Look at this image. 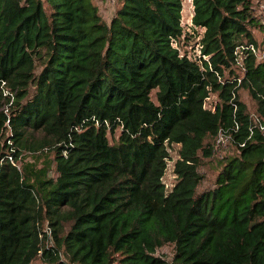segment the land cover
<instances>
[{
	"label": "trees",
	"instance_id": "obj_1",
	"mask_svg": "<svg viewBox=\"0 0 264 264\" xmlns=\"http://www.w3.org/2000/svg\"><path fill=\"white\" fill-rule=\"evenodd\" d=\"M260 2L191 0L187 34L183 0H0V264H264V60L234 55Z\"/></svg>",
	"mask_w": 264,
	"mask_h": 264
},
{
	"label": "rangeland",
	"instance_id": "obj_2",
	"mask_svg": "<svg viewBox=\"0 0 264 264\" xmlns=\"http://www.w3.org/2000/svg\"><path fill=\"white\" fill-rule=\"evenodd\" d=\"M113 8H108L105 10V13H103L104 18L106 20L109 19V15L112 12ZM115 9V8H114ZM192 14V5H191V0H183V10H182V25L184 27L185 33L189 34L190 33V16ZM255 30V41L258 45V51H259V56H258V61H263L264 60V31L256 28ZM194 44V41L188 42V45H185L182 43V48L181 52L186 51L190 56L194 57L196 56L195 50H193L192 45ZM237 73L242 77V73L240 71H237ZM238 97L239 100L245 104L247 113L251 117L252 121L254 123H258V118L256 115V106L255 103L252 101L251 97L249 96L248 92L246 90H239L238 92ZM217 95L212 94L209 99L206 102L205 107L207 109H210L216 102H217ZM117 137V133L115 138ZM212 143V142H211ZM210 143V144H211ZM214 143V142H213ZM214 151L212 154V157L209 159H202L201 160V165L199 168V173L202 176V182L197 188V194L207 192L213 189L214 187V182H215V176L218 173L219 169L222 166L223 160L228 157L232 156L235 154L234 147L229 145L227 141H224L223 143H220L218 146H216V140L214 143ZM177 150L178 147L173 146L169 148V155H170V160L167 163V169L165 172V175L163 177V183L166 186V188L169 190L172 188L173 184L175 183V175L173 174V165L174 162L177 160ZM51 156V155H48ZM36 155L31 156L28 154H23L22 159L23 162H32L34 161ZM42 160L37 164V167L40 168L42 167ZM50 176L53 175V170H50L49 173ZM45 226V225H44ZM43 226V227H44ZM157 256L162 257L164 259H171L172 256V247L171 246H164L163 248L159 249L156 253Z\"/></svg>",
	"mask_w": 264,
	"mask_h": 264
},
{
	"label": "built area",
	"instance_id": "obj_3",
	"mask_svg": "<svg viewBox=\"0 0 264 264\" xmlns=\"http://www.w3.org/2000/svg\"><path fill=\"white\" fill-rule=\"evenodd\" d=\"M117 0H107V4L111 8H115ZM254 10L258 13V22L262 25V28L264 30V3L260 2L257 4H254ZM190 26H191V19H190ZM196 48L194 49L196 52V56H194V59L199 61L203 58L206 59L205 56L201 55V52L198 48V46H195ZM251 51L253 55H255L257 58L259 56V51L256 50L252 45H247V46H239L235 50V65L243 72L244 71V59L245 55L243 54L244 51ZM5 112H7V106H5ZM224 141H227V138H224V136L219 135L217 140H216V146H218L220 143H223ZM9 160L11 161V157H9ZM12 162V161H11Z\"/></svg>",
	"mask_w": 264,
	"mask_h": 264
},
{
	"label": "crops",
	"instance_id": "obj_4",
	"mask_svg": "<svg viewBox=\"0 0 264 264\" xmlns=\"http://www.w3.org/2000/svg\"><path fill=\"white\" fill-rule=\"evenodd\" d=\"M93 2H94V4L97 6V8H98V12H99V14L101 15V17L103 18V20L106 21V22H109L110 19H111L112 16H113V13H114L115 9H114V8L112 9V12H113V13H111V14L109 15V19L106 20V19L104 18L103 13H105V10H106V9H108V8L111 9V7H109L108 4H107V0H93ZM102 12H103V13H102ZM191 17H192V14H191V16H190V19H191Z\"/></svg>",
	"mask_w": 264,
	"mask_h": 264
}]
</instances>
